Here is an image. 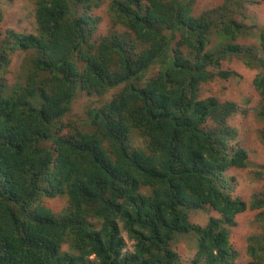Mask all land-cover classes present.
Instances as JSON below:
<instances>
[{
  "label": "trees",
  "instance_id": "trees-1",
  "mask_svg": "<svg viewBox=\"0 0 264 264\" xmlns=\"http://www.w3.org/2000/svg\"><path fill=\"white\" fill-rule=\"evenodd\" d=\"M33 1L34 32L0 33V264H238L230 226L248 209L263 230L248 237L249 264H264V190L247 203L225 189L227 170L248 164L228 124L242 109L200 93L236 75L221 64L239 58L259 69L264 116V28L241 45L252 32L240 0L199 15L194 0H109L107 34L92 13L103 0ZM112 89L73 116L79 90ZM200 209L219 216L191 221ZM179 236L193 238L191 260Z\"/></svg>",
  "mask_w": 264,
  "mask_h": 264
},
{
  "label": "rangeland",
  "instance_id": "rangeland-1",
  "mask_svg": "<svg viewBox=\"0 0 264 264\" xmlns=\"http://www.w3.org/2000/svg\"><path fill=\"white\" fill-rule=\"evenodd\" d=\"M227 1L194 0L192 14L199 15L214 7H220L228 3ZM108 3L109 0H103L101 6L92 10L95 16L101 17L99 30L103 34H107L112 28ZM239 3L240 6L238 5L237 11L244 12V16H237V19L242 20L252 32L241 38L239 42L245 47H251L256 44V34L264 28V0H240ZM0 10L3 13V19L0 21L1 38H4L10 29L18 32L35 31L37 25L33 0H0ZM213 40L217 41V38L214 37ZM25 57L26 54L21 50H17L12 54L10 72L8 73L11 81L16 82L20 75H24L22 65ZM221 68L231 69L236 72V75L229 78L216 76L214 79L202 84L200 93L203 98L216 97L220 101H234L242 109V111L229 118L228 124L237 130V141H240L242 147L248 152V164L245 168H231L226 172L228 184L225 189L233 197L241 198L249 203L254 194L264 190V116L260 112L261 97L253 85V78L259 69L251 68L241 59L235 57L224 60ZM117 91L118 89H112L103 95H89L85 91L79 90L72 104L73 116L79 118L80 115H84L87 106L102 105L110 100ZM233 142H231L232 145ZM66 203L67 199L60 196L48 201V205L56 212L64 209ZM258 213V210L248 209L238 214L236 216L237 223L230 226L231 240L238 250V264H249L250 256L247 254L248 237L251 233L256 232L259 235L263 231L261 223L256 220ZM210 216H218V213L213 209L206 211L200 209L191 212L190 220L205 225ZM125 236L127 249H133V241L127 235ZM176 243V248L182 257L187 260L194 257L195 248H193V238L191 236L180 237L176 240Z\"/></svg>",
  "mask_w": 264,
  "mask_h": 264
},
{
  "label": "clouds",
  "instance_id": "clouds-1",
  "mask_svg": "<svg viewBox=\"0 0 264 264\" xmlns=\"http://www.w3.org/2000/svg\"><path fill=\"white\" fill-rule=\"evenodd\" d=\"M232 168H236V167H232ZM230 169H231V168H230ZM228 170H229V169H228ZM228 170H227V171H228ZM214 211H215V210H214ZM216 212H217V211H216ZM217 213H218V212H217ZM218 216H219V214H218ZM236 251H237V254H238V250H237V249H236Z\"/></svg>",
  "mask_w": 264,
  "mask_h": 264
}]
</instances>
